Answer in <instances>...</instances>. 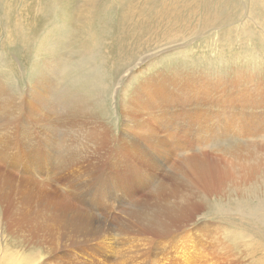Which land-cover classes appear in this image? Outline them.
<instances>
[{
    "label": "rangeland",
    "instance_id": "1",
    "mask_svg": "<svg viewBox=\"0 0 264 264\" xmlns=\"http://www.w3.org/2000/svg\"><path fill=\"white\" fill-rule=\"evenodd\" d=\"M191 1L156 45L164 32L131 37L124 15L173 0H0V123L17 122L0 127L16 140L0 144V264H264V0ZM162 94L196 119L135 142V117L165 135L156 107L136 109Z\"/></svg>",
    "mask_w": 264,
    "mask_h": 264
},
{
    "label": "bare ground",
    "instance_id": "2",
    "mask_svg": "<svg viewBox=\"0 0 264 264\" xmlns=\"http://www.w3.org/2000/svg\"><path fill=\"white\" fill-rule=\"evenodd\" d=\"M159 4L161 6H166V4L168 5V2L170 0H159ZM174 2V5H172L171 7H167L166 10L164 11H168V12H164L162 10H155L156 8H154L155 6L151 7L149 9V6L148 5H142V9L146 10V11H152V12H142L141 10H136V12H127L125 15H124V24L125 26L128 28L127 31H129V33L131 34L130 36L131 37H134V38H139V37H144L145 35L146 36H149L151 33H154L155 34V31H159V32H164V36H162V38H160L159 40H155L153 42V44H156L158 45L161 41H171L173 39H168V37L166 38V35L165 33H169V32H173L174 30L177 29V27H181L186 23L187 21V13L186 11L187 10V5L190 3L191 0H173ZM223 1V0H222ZM192 2V1H191ZM200 1L197 0V3L194 4V6H191L190 8H194L195 6L199 5ZM145 4V3H144ZM172 4V3H171ZM224 5V4H223ZM205 6V5H204ZM159 7V6H158ZM197 9L201 8L200 7H196ZM209 8L210 5H209ZM132 9V7H131ZM127 11V10H126ZM170 12L172 14H170ZM124 13V12H123ZM122 13V14H123ZM204 12H202L200 15L202 17H205V18H209L211 16V13L209 12L208 15H203ZM217 15V14H216ZM192 16H190L191 18ZM199 18V17H198ZM202 19V18H201ZM212 19V18H211ZM199 20V19H198ZM192 21V20H191ZM212 21V20H211ZM189 26V25H188ZM124 27V26H123ZM140 31V33L142 34L141 36L139 35H135L132 33H136ZM171 34V33H170ZM129 37V36H128ZM147 38V37H146ZM141 39V38H139ZM149 41V39H148ZM151 41V40H150ZM139 42V41H138ZM140 44V43H139ZM152 44V45H153ZM145 45V44H144ZM134 47V46H133ZM144 47V46H143ZM120 48V47H119ZM137 46L133 49H136ZM129 52V51H128ZM138 52V51H137ZM140 52V51H139ZM128 55V54H127ZM126 55V56H127ZM141 56V55H140ZM127 60H131V58L129 56L126 57ZM119 65H122L124 66L125 65V62L123 61V58L120 57L119 58ZM152 80V79H151ZM151 80H148L146 82H142L140 85V89L139 91L141 92L142 91V94L143 96H147V95H152L153 91L155 89L156 86H159V85H155L153 82H151ZM184 85V84H183ZM186 86V85H185ZM46 88V87H45ZM47 89V88H46ZM180 90H182V88H180ZM47 92V91H46ZM44 93V92H43ZM40 95V94H39ZM45 95V94H44ZM41 96V95H40ZM43 97V96H42ZM40 97V98H42ZM147 99H150L149 101L148 100H145L144 101V105L142 106H137V112L138 113H149V111L153 108V107H156L155 109V113L158 114V116L155 117V121L157 122H161L162 123V128L164 129V131L166 132L165 135H163L162 137H158L155 133H157V131L155 130V128L148 122L146 121H143L141 119H138L137 117H135V115L132 114V117L134 118L133 121L135 122V126L136 128H138L137 132L139 130H141V136L140 137H135V142L139 141L140 139L141 140H146V139H149L150 141H152L153 144H156L157 142H160L161 140H164L166 139L167 137L169 136H173L174 137V133H171L170 132V129H178L179 127H181V129H186L187 125H189L191 123V115H193L195 117V113L194 112H187L185 111V109H178L176 110L177 112H173V111H167L165 108H163L162 106L164 105H170L171 103L174 102V98L172 96H169V95H166V94H162V95H159L157 97H154V96H149L147 97ZM44 100V99H43ZM164 104H163V102ZM3 101H1L2 103ZM184 98L182 99V101L180 102L181 105H184ZM179 103V101H178ZM162 104L161 106H157V105H160ZM156 110H159V113L156 112ZM140 111V112H139ZM152 112V111H151ZM136 113V112H135ZM184 114H186V117L182 118L181 115L183 116ZM155 115V114H154ZM148 117V116H147ZM196 119V117H195ZM180 120V121H179ZM179 121V122H178ZM179 123V124H175V123ZM181 122V123H180ZM4 124H1L0 123V127H2V129L4 130L5 129V133L6 131L8 130V128L14 126L17 122H16V119L15 121H13V117H8L6 119L5 122H3ZM154 123V122H153ZM184 123V124H183ZM179 125V126H178ZM161 128V127H160ZM170 128V129H169ZM188 129V128H187ZM9 131V130H8ZM16 131V130H15ZM154 131V132H153ZM222 133V132H221ZM130 132L127 131L126 132V135L129 136ZM132 135V134H131ZM92 136V135H91ZM183 137V136H182ZM13 136L11 138H2L0 136V144H5V148L8 149L10 148L13 143H15V139L13 138ZM156 142V143H155ZM178 142H181V141H178ZM176 143V141L174 142ZM178 144V143H177ZM181 144V143H180ZM133 148H137V144H133L132 145ZM145 150H143L141 153H143ZM8 155V154H7ZM198 156V155H196ZM196 156H192V157H189L187 160H186V164L188 165V168L189 170L192 172V180L187 182L185 185L186 186H189L192 182H194L193 178H200V175L198 174V171H199V164H198V161L196 159ZM230 156L232 158H234L235 160H238L240 163H244L245 162V159H247V154L245 153V151L241 148V147H233V150H232V153L230 154ZM185 163V162H184ZM232 163V162H231ZM252 165H255L256 162H251ZM180 169V168H179ZM22 177V176H20ZM32 178V180H37L36 175L35 176H30ZM185 182V181H184ZM79 184V183H77ZM193 185V184H192ZM196 190V189H195ZM173 192V191H172ZM19 206V205H18ZM19 209V212H20V219H23L25 221H22V224H18V228L20 230H23L22 233H25V232H29V235L32 234L31 237H29V241L31 242H34L36 241V238L34 236L35 232H32V231H35L36 229H38L40 227V223H39V219H38V214H37V220H36V212H34L33 210L29 209V208H22L21 207H18ZM172 210V209H171ZM61 211V210H60ZM62 212V211H61ZM12 214V213H11ZM159 216V215H158ZM121 219V218H120ZM18 220L15 219L14 221L16 222ZM122 220V219H121ZM170 220V219H169ZM122 222V221H121ZM27 223V224H26ZM119 224V223H118ZM117 224V225H118ZM125 224V223H124ZM90 225V224H89ZM116 225V226H117ZM27 226V228H26ZM105 226V225H104ZM119 226V225H118ZM88 227V226H87ZM87 227L85 229H87ZM122 227V226H121ZM70 228V227H69ZM95 228V227H94ZM94 228H91L90 230H87L85 231L83 234H82V237L83 238H87V240H92L91 242H93L95 245H91L89 244L87 247H83V249L85 250H93L95 248H97L98 246H101L100 243H98V240H97V236H95V234L97 233L98 230H95ZM84 229V228H83ZM101 230V229H100ZM128 231V230H127ZM105 234V231L104 233ZM101 235V234H100ZM109 235V234H108ZM111 236V235H110ZM106 237V236H105ZM109 238V237H108ZM55 239V238H54ZM103 239V238H102ZM57 243L56 245L59 246L61 245L62 243H67L68 241V238L67 237H64L62 239H57ZM104 240V239H103ZM85 241V240H84ZM106 242V241H105ZM89 243V242H87ZM73 249V248H72ZM77 258V257H76ZM3 264H17L16 260L14 259H11V257H9L8 254H6L4 256V262Z\"/></svg>",
    "mask_w": 264,
    "mask_h": 264
}]
</instances>
